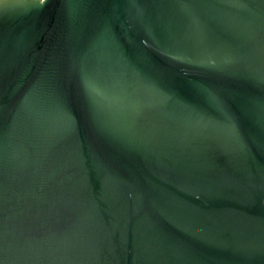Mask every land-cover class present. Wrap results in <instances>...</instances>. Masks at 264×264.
Listing matches in <instances>:
<instances>
[{"label":"water","instance_id":"obj_1","mask_svg":"<svg viewBox=\"0 0 264 264\" xmlns=\"http://www.w3.org/2000/svg\"><path fill=\"white\" fill-rule=\"evenodd\" d=\"M0 264H264V0H0Z\"/></svg>","mask_w":264,"mask_h":264}]
</instances>
